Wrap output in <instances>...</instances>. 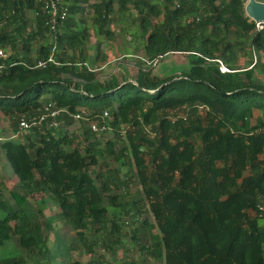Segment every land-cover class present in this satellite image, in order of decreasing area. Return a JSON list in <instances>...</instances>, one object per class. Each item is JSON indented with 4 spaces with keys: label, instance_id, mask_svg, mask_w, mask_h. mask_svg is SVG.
<instances>
[{
    "label": "trees",
    "instance_id": "1",
    "mask_svg": "<svg viewBox=\"0 0 264 264\" xmlns=\"http://www.w3.org/2000/svg\"><path fill=\"white\" fill-rule=\"evenodd\" d=\"M90 1L65 0L69 16L54 33L42 3L0 0V119L17 133L21 117L47 104L66 110L60 127L1 142L19 185L13 204L0 190V264H113L103 257L128 246L144 259L124 264H264V29L246 16L248 0ZM116 4L121 16L136 11L145 59L178 53L188 71L161 78L143 62L134 81L102 82L82 16L89 8L92 27L111 37ZM249 52L259 60L239 67ZM82 112H108L113 137L75 120ZM136 183L145 196L129 199ZM36 202L56 209L47 215Z\"/></svg>",
    "mask_w": 264,
    "mask_h": 264
},
{
    "label": "rangeland",
    "instance_id": "2",
    "mask_svg": "<svg viewBox=\"0 0 264 264\" xmlns=\"http://www.w3.org/2000/svg\"><path fill=\"white\" fill-rule=\"evenodd\" d=\"M92 2H95V0L90 1L91 4ZM90 13H86L87 15L82 16L87 23V27L89 28V32L91 34L89 41V53L93 60L90 63V68L99 73V79L102 82H107L112 78H115L118 80V82H123L127 79L133 81L136 80L138 69L143 67V59L146 58L142 46V43H145L146 41V37L144 35L142 37L140 27L133 22L134 18L136 17V11L133 9L132 12L127 13L125 16H121L118 11V4L115 5V12L111 16V24L109 27L112 32L111 37L99 34L98 29H94L92 27L93 20ZM80 17L81 16H79V19ZM99 43L100 47L97 48V44ZM97 55L99 57L98 60L95 61L94 58ZM253 59L255 63V60L258 61L259 57L251 54V52L247 53L246 55L243 54L239 57L238 66L241 68H246L250 66ZM262 59L264 60V55L262 56ZM188 69L189 65L186 63V60L183 58V56L179 54H169L157 65L153 72L159 74L161 78H164L173 74L180 75L181 72L185 70L188 71ZM177 115L187 118L189 117L190 113L188 111H182L177 113ZM200 115L204 116L205 112L202 111ZM258 117H260V114L255 113L253 123L256 122V118ZM172 118L175 119V116ZM11 123L12 120L9 118L0 119V182H2V187H0V190L4 199L13 204L15 201L12 192L18 190L19 179L13 172L11 165L5 157L4 151L1 149V142H4L9 138L12 139L11 135L14 133V131L12 129ZM68 130L71 132L74 130V128H69ZM144 133L151 138L156 137V131L154 128H146ZM113 135L114 132L111 130L106 135V139L112 138ZM14 140L16 142H24L25 139L20 138ZM137 196H145L143 187H141L139 183L134 184V187L131 188L129 199L136 198ZM34 205L35 207L42 209L47 215L50 214L51 210L56 209V207H54V205L51 203L48 205V203L36 202ZM1 212L2 211H0V215H3ZM148 218H150V220L155 223L153 215H148ZM259 224L260 226H264V219L259 220ZM128 240L129 242L131 241L130 238H128ZM127 249L129 250L120 251L119 255L114 258V261L113 258L104 253L103 250H99L94 258L100 260L99 256L104 253L106 254V257H103V260H110L113 264H124L123 261L126 259H134L135 261L140 263L142 261L143 263L144 257L141 260L139 251L133 249L132 246H128ZM7 251L9 253H13L14 249L8 246ZM1 254L2 252L0 251V255ZM83 259L85 263H89L93 257H83ZM152 262L153 261L147 257L146 264H153Z\"/></svg>",
    "mask_w": 264,
    "mask_h": 264
},
{
    "label": "built area",
    "instance_id": "3",
    "mask_svg": "<svg viewBox=\"0 0 264 264\" xmlns=\"http://www.w3.org/2000/svg\"><path fill=\"white\" fill-rule=\"evenodd\" d=\"M29 1V0H24ZM36 2L42 3L44 6V10L48 13L49 19L48 24L51 27V30L56 33L61 29L66 19L69 16L68 6L65 3V0H34ZM161 3H164L167 0H159ZM179 1V0H175ZM179 6V5H177ZM90 9L87 8L85 10V14L89 13ZM257 30L261 31L264 29V23L256 24ZM170 54H178V53H170ZM197 54V53H196ZM169 55V54H167ZM166 55V56H167ZM199 55V54H197ZM8 59L7 52L0 48V73L6 69V61ZM163 59V56H159L154 60L143 59L145 62V66L143 71H147L149 68L156 67ZM206 61L217 66L218 70L221 74H231L237 72L236 70L231 69L222 59H208L205 58ZM255 60V64H256ZM50 63H55L53 56L50 57L47 61H39L37 62L36 68H46ZM62 113H66V110L56 108L54 104L45 105L42 110L39 111V114L32 116L31 118H27L26 116L21 117L19 121V130L17 133L12 135V139H20L25 135L31 134L33 129L40 128L42 125L49 124L50 128L60 127V123L58 118ZM86 113H77L74 115L75 120H83L87 127L91 129L94 133H109L111 131L110 126V114L105 112L100 120H90L86 117ZM257 216L260 219H264V200L260 202L257 206Z\"/></svg>",
    "mask_w": 264,
    "mask_h": 264
},
{
    "label": "water",
    "instance_id": "4",
    "mask_svg": "<svg viewBox=\"0 0 264 264\" xmlns=\"http://www.w3.org/2000/svg\"><path fill=\"white\" fill-rule=\"evenodd\" d=\"M245 14L255 24L264 23V2L248 0L245 5Z\"/></svg>",
    "mask_w": 264,
    "mask_h": 264
},
{
    "label": "crops",
    "instance_id": "5",
    "mask_svg": "<svg viewBox=\"0 0 264 264\" xmlns=\"http://www.w3.org/2000/svg\"><path fill=\"white\" fill-rule=\"evenodd\" d=\"M13 134H14V133H12V135H13ZM12 135H11V136H12Z\"/></svg>",
    "mask_w": 264,
    "mask_h": 264
}]
</instances>
